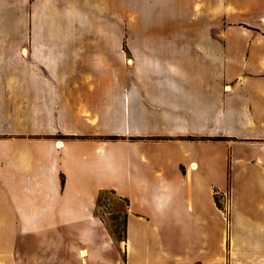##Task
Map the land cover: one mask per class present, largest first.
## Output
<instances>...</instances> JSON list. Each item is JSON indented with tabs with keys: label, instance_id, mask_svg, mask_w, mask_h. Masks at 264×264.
<instances>
[{
	"label": "crops",
	"instance_id": "0c3cea01",
	"mask_svg": "<svg viewBox=\"0 0 264 264\" xmlns=\"http://www.w3.org/2000/svg\"><path fill=\"white\" fill-rule=\"evenodd\" d=\"M112 6L0 0V233L90 249L0 239V264H264V0H120L126 30L81 31Z\"/></svg>",
	"mask_w": 264,
	"mask_h": 264
},
{
	"label": "rangeland",
	"instance_id": "374dc122",
	"mask_svg": "<svg viewBox=\"0 0 264 264\" xmlns=\"http://www.w3.org/2000/svg\"><path fill=\"white\" fill-rule=\"evenodd\" d=\"M88 21L81 24V31H111L114 33H120L121 31L126 30V28L122 27L121 24V8H120V0H113L112 8H103L96 9L95 13L93 11H88ZM91 12V13H89ZM83 14V13H82ZM90 20V21H89ZM116 42V40L114 41ZM218 203L222 206L221 201L218 199ZM126 210V204L120 200L115 195H109L105 201H103L100 208L96 211V218L100 219L106 228L109 230L112 238L116 240L112 233L117 231V236L122 235L123 231V220L122 213ZM48 236V239L59 242L60 246L58 250L56 248L55 251H58L60 257H63L65 260L68 258L72 259V257L79 258L80 262L83 259L86 261L89 259V254L86 257H82L80 255V249H87L90 251L88 245L83 242L81 237L75 235L74 232L70 231V229L65 228L61 229L59 232H49L39 234L38 237L35 236H24L19 233L11 235L8 232H1L0 239H14L17 238L20 241L24 240H45V237ZM117 241V240H116ZM21 250H28L25 245H21ZM40 250V249H34ZM115 252L109 253L108 257H113L117 254L118 249L115 247ZM119 252V251H118ZM108 253V251H107ZM115 253V254H114Z\"/></svg>",
	"mask_w": 264,
	"mask_h": 264
},
{
	"label": "trees",
	"instance_id": "16d2710c",
	"mask_svg": "<svg viewBox=\"0 0 264 264\" xmlns=\"http://www.w3.org/2000/svg\"><path fill=\"white\" fill-rule=\"evenodd\" d=\"M114 139H116V138H114ZM109 195H115V196H117L116 195V192H114V191H103V192L100 193V196H99V199H98V203H97V207L98 208L101 207L103 201H105V199ZM118 198L120 200H122L126 204V207H128L130 205L129 204V201L127 199H124V198H121V197H118ZM122 215H123V217H122V220H123V231H122V235H118L117 236V231L112 233L115 237H117L116 240L118 242L125 241V239H126L127 212L126 211H123Z\"/></svg>",
	"mask_w": 264,
	"mask_h": 264
},
{
	"label": "bare ground",
	"instance_id": "6f19581e",
	"mask_svg": "<svg viewBox=\"0 0 264 264\" xmlns=\"http://www.w3.org/2000/svg\"><path fill=\"white\" fill-rule=\"evenodd\" d=\"M81 255H82V257H86L87 256V252L86 251H81Z\"/></svg>",
	"mask_w": 264,
	"mask_h": 264
},
{
	"label": "built area",
	"instance_id": "2783aa9c",
	"mask_svg": "<svg viewBox=\"0 0 264 264\" xmlns=\"http://www.w3.org/2000/svg\"><path fill=\"white\" fill-rule=\"evenodd\" d=\"M61 144H62V143H57V147H61Z\"/></svg>",
	"mask_w": 264,
	"mask_h": 264
}]
</instances>
